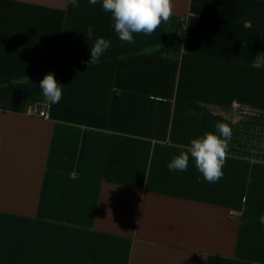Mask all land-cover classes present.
Segmentation results:
<instances>
[{
	"label": "crops",
	"instance_id": "obj_1",
	"mask_svg": "<svg viewBox=\"0 0 264 264\" xmlns=\"http://www.w3.org/2000/svg\"><path fill=\"white\" fill-rule=\"evenodd\" d=\"M172 2L128 43L102 0H0V264H264V0ZM217 123L218 181L169 170Z\"/></svg>",
	"mask_w": 264,
	"mask_h": 264
},
{
	"label": "clouds",
	"instance_id": "obj_2",
	"mask_svg": "<svg viewBox=\"0 0 264 264\" xmlns=\"http://www.w3.org/2000/svg\"><path fill=\"white\" fill-rule=\"evenodd\" d=\"M95 5L97 0H89ZM76 7L77 0H70ZM102 7L110 13L115 21V31L121 41L133 42V33L151 34L161 22H167L173 13L172 0H102ZM92 28L85 33L87 40L92 38ZM110 47V42L104 38H97L90 49L89 64L99 61L102 54ZM42 93L49 104L59 103L62 96V85H59L54 74L48 73L39 82ZM189 115H198L190 110ZM219 135L207 132L203 137L190 141L186 151H181L167 165L169 170L186 171L190 158L194 159L195 167L209 183L218 181L223 175V166L228 156L229 142L232 128L227 123H217ZM264 224V215L260 217Z\"/></svg>",
	"mask_w": 264,
	"mask_h": 264
},
{
	"label": "built area",
	"instance_id": "obj_3",
	"mask_svg": "<svg viewBox=\"0 0 264 264\" xmlns=\"http://www.w3.org/2000/svg\"><path fill=\"white\" fill-rule=\"evenodd\" d=\"M32 115L38 118H46L48 116L46 108H34L32 110ZM232 216L236 215V213H230Z\"/></svg>",
	"mask_w": 264,
	"mask_h": 264
}]
</instances>
